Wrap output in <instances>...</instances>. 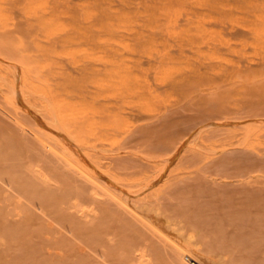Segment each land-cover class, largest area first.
<instances>
[{"label": "rangeland", "instance_id": "rangeland-1", "mask_svg": "<svg viewBox=\"0 0 264 264\" xmlns=\"http://www.w3.org/2000/svg\"><path fill=\"white\" fill-rule=\"evenodd\" d=\"M6 64L39 115L25 130L0 92V264H121L98 188L114 157L207 176L172 219L198 220L214 263L264 264V0H0Z\"/></svg>", "mask_w": 264, "mask_h": 264}, {"label": "bare ground", "instance_id": "bare-ground-1", "mask_svg": "<svg viewBox=\"0 0 264 264\" xmlns=\"http://www.w3.org/2000/svg\"><path fill=\"white\" fill-rule=\"evenodd\" d=\"M75 1L77 0H73V2ZM6 65L5 67H8V65ZM14 65H17L16 62H14ZM12 66H9L5 70L3 69L5 67L2 68V72L0 73V92L7 98V100L17 106L16 110L19 114L20 112L23 114L22 118L18 117L17 121L26 130L27 128L24 121L25 114L33 115L31 118L36 115L35 117L38 120L39 112L37 109L39 106L34 97L30 98L27 96L21 80L11 75L15 70ZM35 117L33 118L34 121H36ZM26 124L28 125L27 122ZM49 133L51 134V132ZM213 134L211 135L213 136ZM52 143H50L51 146ZM18 153L21 154L22 152ZM113 159L112 166L114 169H112V171L114 170V172L104 174L102 179L100 178L101 182L98 186L103 196L104 218L109 219L112 216H115L117 224L114 231H112L111 222L109 220L106 221V232L103 240V246L105 247L104 255L110 254L113 246L112 241L122 239L121 243L117 245L118 249L121 251L119 254V262L121 264H149V262L147 263L145 259L146 257L152 256L155 259H161L164 251H166V254L169 255L167 257L170 258L169 261H171V264H219L216 263L219 259H216L215 255L214 260L216 261L214 263L211 260V257L209 258L208 256L206 257L203 255L204 249L202 251L201 248H197L200 241L198 242L196 240L198 242L197 246V242H193L195 240L192 238L196 236L195 231L197 230L196 223L198 220H196L195 224L187 222V224H185L182 228V226L180 227V225H177L174 222L175 219H172V217L175 218V215H177L174 212L178 203L176 201L175 204L174 200L178 199L177 194L181 191H176L177 185L181 182H185L188 177H184L181 176V174L179 175L176 173H140L139 171L132 170L136 165L134 166L130 160H123L124 158L122 159V157H114ZM188 159L190 160L191 158L184 160L181 159L179 162L182 163L181 165L183 166V164L187 163ZM188 163L190 164L189 161ZM143 164L145 163H142V165ZM200 176L201 177L195 175L189 178L198 177L199 179L205 175ZM258 179H261V177H258ZM103 223H105V221ZM183 229L186 230L185 233H187V237L190 239L185 240L186 234L184 235V232L177 233L179 230ZM191 239L193 241H191ZM224 260L226 261L225 258ZM224 260L221 261L220 264L224 263ZM228 260L229 264L230 259Z\"/></svg>", "mask_w": 264, "mask_h": 264}]
</instances>
